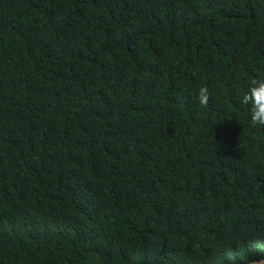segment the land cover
I'll return each mask as SVG.
<instances>
[{
  "label": "trees",
  "instance_id": "trees-1",
  "mask_svg": "<svg viewBox=\"0 0 264 264\" xmlns=\"http://www.w3.org/2000/svg\"><path fill=\"white\" fill-rule=\"evenodd\" d=\"M262 78L264 0H0V264L264 260Z\"/></svg>",
  "mask_w": 264,
  "mask_h": 264
},
{
  "label": "clouds",
  "instance_id": "clouds-1",
  "mask_svg": "<svg viewBox=\"0 0 264 264\" xmlns=\"http://www.w3.org/2000/svg\"><path fill=\"white\" fill-rule=\"evenodd\" d=\"M198 101L201 106H207L208 95L205 89L200 90ZM241 103L248 108L250 124L264 128V78L251 81L241 97Z\"/></svg>",
  "mask_w": 264,
  "mask_h": 264
},
{
  "label": "water",
  "instance_id": "water-1",
  "mask_svg": "<svg viewBox=\"0 0 264 264\" xmlns=\"http://www.w3.org/2000/svg\"><path fill=\"white\" fill-rule=\"evenodd\" d=\"M247 264H264V260L255 261V262H251V263H247Z\"/></svg>",
  "mask_w": 264,
  "mask_h": 264
}]
</instances>
